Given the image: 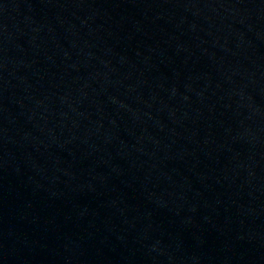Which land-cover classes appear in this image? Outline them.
I'll list each match as a JSON object with an SVG mask.
<instances>
[{
	"label": "water",
	"instance_id": "obj_1",
	"mask_svg": "<svg viewBox=\"0 0 264 264\" xmlns=\"http://www.w3.org/2000/svg\"><path fill=\"white\" fill-rule=\"evenodd\" d=\"M0 264H264V0H0Z\"/></svg>",
	"mask_w": 264,
	"mask_h": 264
}]
</instances>
